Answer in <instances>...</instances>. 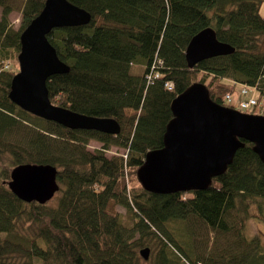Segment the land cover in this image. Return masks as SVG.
<instances>
[{"label": "trees", "instance_id": "1", "mask_svg": "<svg viewBox=\"0 0 264 264\" xmlns=\"http://www.w3.org/2000/svg\"><path fill=\"white\" fill-rule=\"evenodd\" d=\"M9 1L0 0V264H264L261 236L237 230L247 216L264 220V163L254 143L245 140L204 189L148 191L136 171L164 145L171 102L191 84L204 83L219 103L233 85H254L264 101V0H69L91 19L48 33L69 66L48 78L49 97L116 119L117 134L66 127L12 101L15 72L7 66L18 62L21 33L46 0L15 2L18 30ZM205 27L235 51L190 67L186 47ZM90 139L102 147L89 150ZM112 145L125 147L127 158L108 156ZM23 163L57 167L60 189L49 201L10 190L11 170Z\"/></svg>", "mask_w": 264, "mask_h": 264}, {"label": "water", "instance_id": "2", "mask_svg": "<svg viewBox=\"0 0 264 264\" xmlns=\"http://www.w3.org/2000/svg\"><path fill=\"white\" fill-rule=\"evenodd\" d=\"M91 14L69 0H46L43 9L20 36L19 71L12 78L10 98L21 108L73 129H93L117 134L116 119L95 117L54 104L47 80L64 73L63 62L47 35L56 27L83 25ZM234 47L205 27L189 41L185 56L190 67L211 57L231 54ZM173 117L164 133V145L146 153L137 170L144 189L156 193L207 188L224 172L245 140L264 163V115L246 113L214 101L207 86L191 84L171 102ZM58 169L52 164L23 163L11 170L7 185L19 198L45 203L60 189ZM141 253L147 258V249Z\"/></svg>", "mask_w": 264, "mask_h": 264}, {"label": "rangeland", "instance_id": "3", "mask_svg": "<svg viewBox=\"0 0 264 264\" xmlns=\"http://www.w3.org/2000/svg\"><path fill=\"white\" fill-rule=\"evenodd\" d=\"M10 3L14 4L16 6V8H14V10L9 14V21L10 24L12 25V27L15 30H18L21 26L22 23V8L18 5H16L15 2L20 3V0H10ZM260 13L262 14V16L264 17V2L261 4L260 7ZM10 61H12V59H10ZM7 63V62H6ZM8 69H11L13 72L17 73L19 71V62H16V64H11L9 66H7ZM133 71L135 73H142V68H140V66L134 67ZM234 86V91H241L242 88H245L246 85L244 84H235ZM248 94L247 96H243L241 95V92L239 96L235 97V99L237 101H240L248 96H253L257 99H259V92L257 89L255 88H248ZM261 110L264 109V103L263 100H261L258 104V106H256L254 108V110ZM123 125V124H122ZM121 131V130H120ZM127 129L125 130L126 133ZM102 147V143L100 141H97L95 139H90L89 144H88V149L89 150H95V149H99ZM108 156H114V155H122L125 158H127V150L125 147L119 146V145H112L110 147L109 150L106 151ZM137 171V170H136ZM132 184H137L135 181H133ZM117 209L120 211V213H122L125 217H127V210L122 207V206H117ZM126 223H128V219L125 218ZM237 230H239V233L244 237V238H252L253 236L256 237V235H260L261 236V240L262 243L264 244V220H260L259 218H252V217H246L244 222H241V224L238 222L237 224ZM215 233H209V244L212 240V237H215ZM143 264H149L148 260L143 261Z\"/></svg>", "mask_w": 264, "mask_h": 264}, {"label": "built area", "instance_id": "4", "mask_svg": "<svg viewBox=\"0 0 264 264\" xmlns=\"http://www.w3.org/2000/svg\"><path fill=\"white\" fill-rule=\"evenodd\" d=\"M155 75L157 76L158 74L155 73ZM153 75L151 74H148L147 78L148 79H151ZM168 87H171L172 86V83H167ZM246 85V84H245ZM248 88H255L256 89V86L254 85H246L245 88H242L241 91V95L243 96H247L248 94V91L249 89ZM225 102L231 106V107H234V108H238V109H244V110H248V111H253L254 108L256 106H258L259 102L257 100V98L253 97V96H248L240 101H237L235 99V96L232 92H227L225 94Z\"/></svg>", "mask_w": 264, "mask_h": 264}]
</instances>
